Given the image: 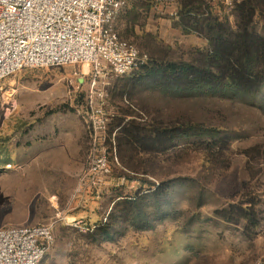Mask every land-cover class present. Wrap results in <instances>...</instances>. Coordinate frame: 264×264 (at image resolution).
Returning <instances> with one entry per match:
<instances>
[{"label": "rangeland", "instance_id": "1", "mask_svg": "<svg viewBox=\"0 0 264 264\" xmlns=\"http://www.w3.org/2000/svg\"><path fill=\"white\" fill-rule=\"evenodd\" d=\"M184 1L134 0L115 28L154 60L195 61L207 41L183 23ZM199 1L200 18L237 30L243 0ZM253 27L263 35L259 15ZM93 76L67 65L0 82V228L56 222L40 264H264V104L161 92L143 72L102 74L95 86ZM177 123L202 129L167 152L147 154L144 133L135 142L125 132ZM92 127L110 156L98 194L82 182ZM214 141L227 143L218 160Z\"/></svg>", "mask_w": 264, "mask_h": 264}, {"label": "built area", "instance_id": "2", "mask_svg": "<svg viewBox=\"0 0 264 264\" xmlns=\"http://www.w3.org/2000/svg\"><path fill=\"white\" fill-rule=\"evenodd\" d=\"M131 1L0 0V82L25 69L67 65L91 66L92 86L102 74L134 73L148 57L115 31ZM100 129L92 127L93 148L82 177L96 194L110 169ZM55 224L0 228V264H40L53 243Z\"/></svg>", "mask_w": 264, "mask_h": 264}, {"label": "trees", "instance_id": "3", "mask_svg": "<svg viewBox=\"0 0 264 264\" xmlns=\"http://www.w3.org/2000/svg\"><path fill=\"white\" fill-rule=\"evenodd\" d=\"M131 3L132 1L129 4ZM203 4L199 0H185L180 7L182 14H187L183 23L189 25L207 41L206 49L197 52L200 56L195 61L176 63L161 58L154 60L130 41L122 39L115 28L120 39L131 43L148 57V63L134 73L143 72L150 83L161 92L193 91L195 97L228 98L262 109L264 104V31L263 35H258L253 22L257 15L264 21V0H243L237 6L239 25L236 31L219 23L217 18H200ZM255 98H258L261 103H256ZM200 127L180 123L165 127L138 125L131 131L125 130V132H127L128 141L135 142H139L138 137L144 133L143 138L146 142H151V147H142L143 152L155 154L156 150L167 152L175 148L176 143L181 138L187 137L188 133L195 135L196 132H200L202 129ZM225 144L223 146L219 141L211 142L210 151L214 152L209 158L218 160L222 157L226 152L227 143ZM122 149L124 150L123 146ZM167 189V184H161L152 193V198L155 201L163 198ZM249 212L248 209L243 211L241 218L246 222V227L251 225L252 229H257L258 222L250 218Z\"/></svg>", "mask_w": 264, "mask_h": 264}, {"label": "crops", "instance_id": "4", "mask_svg": "<svg viewBox=\"0 0 264 264\" xmlns=\"http://www.w3.org/2000/svg\"><path fill=\"white\" fill-rule=\"evenodd\" d=\"M94 191V190H93ZM96 193V190L94 191Z\"/></svg>", "mask_w": 264, "mask_h": 264}]
</instances>
